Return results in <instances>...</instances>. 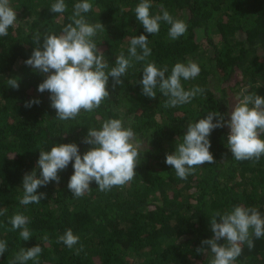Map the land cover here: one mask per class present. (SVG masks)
<instances>
[{
	"label": "trees",
	"instance_id": "obj_1",
	"mask_svg": "<svg viewBox=\"0 0 264 264\" xmlns=\"http://www.w3.org/2000/svg\"><path fill=\"white\" fill-rule=\"evenodd\" d=\"M55 2L10 0L17 22L0 37V210L6 209L0 215V240L7 242L0 264H13L21 248L37 244L43 249L38 264H211L210 248L204 254L196 249L209 247L201 242L213 236L212 215L244 206L257 208L264 217V155L259 161L236 160L227 147V125L209 136L215 163L195 166L187 179L178 178L165 163L166 154L183 141L189 123L209 111L229 113L243 89H247L243 94L264 97V0H151V14L167 10L187 24L185 34L175 40L168 35L171 26L163 21L158 33L144 31L135 17L141 0H89L92 9L82 15L89 24L102 23L105 28L97 30L93 40L104 53L106 71L116 66L121 53L128 57L134 36H148L151 55L146 61H133L121 77L123 84L114 86L109 77L110 96L99 108L91 113L82 110L66 121L56 118L51 94L38 91L45 76L24 63L37 47L33 34H60L72 22L73 6L80 0H65L64 13L50 11ZM42 44L43 36L41 48ZM189 60L201 71L195 79L182 80L183 87L204 89L190 103L166 107L168 98L159 88L154 99L142 94L139 81L146 63L167 65V76L175 63ZM13 77L19 80L18 89L7 84ZM33 99L40 103L26 108ZM108 119H122L140 141V163L132 181L107 191L92 181L89 191L75 197L67 187L73 161L58 173L59 183L51 181L37 189V194H46L39 204L20 203L23 176L34 169L40 175L41 149L75 143L83 156L92 147L83 143L88 129H100ZM17 213L29 218L32 236L27 241L20 237L21 229L12 230L9 223ZM69 228L80 237L72 249L57 242ZM251 238L254 247L242 244L235 264H264V237ZM81 245L83 251L76 254Z\"/></svg>",
	"mask_w": 264,
	"mask_h": 264
},
{
	"label": "clouds",
	"instance_id": "obj_2",
	"mask_svg": "<svg viewBox=\"0 0 264 264\" xmlns=\"http://www.w3.org/2000/svg\"><path fill=\"white\" fill-rule=\"evenodd\" d=\"M74 11L68 23L60 34L43 33L33 34L32 39L37 47L24 63L34 71L45 76L38 85L40 93L46 90L51 94V107L57 112L59 120L75 119L81 111L91 113L99 108L101 103L109 98V77L115 85L123 84L127 70L133 66V61H146L151 55L148 46V36L141 34L134 36L130 41L128 57L121 53L115 60V67L109 71V65L104 59L93 40L97 30L104 29L102 23L89 24L83 13L92 9L89 0H80L74 4ZM151 0H141L135 8V17L143 25L144 31L156 34L160 31V22H166L171 27L168 35L175 40L187 31V24L182 19H174L167 11L155 15L150 13ZM163 9V5L159 6ZM67 10L65 0H56L51 5L53 13H64ZM17 22V12L10 5V0H0V37L8 35L10 26ZM43 36L42 48L40 46ZM139 49V51H138ZM201 71L197 62L189 60L187 63L177 62L168 73V66L158 68L154 61L146 63L143 76L139 83L142 85V94L149 98H156L159 92L167 97L166 107H175L190 103L191 100L204 92L199 86L185 90L182 80L195 79ZM8 86L18 89L19 80L16 77L7 80ZM227 113L230 119L225 120V114L209 111L205 118L195 123H189L183 135V141L175 146V151L166 154L165 163L175 170L180 179H187L195 171V166L205 163H215L210 152L211 141L209 136L214 129L227 125L230 132L227 136V147L236 160L259 161L264 155V97L260 95L243 94ZM38 99L25 103L26 108L39 104ZM214 118L216 122L214 123ZM83 143L92 147L81 156L79 147L75 143L53 144L50 151L40 150L37 171L34 169L23 176L22 187L24 194L20 203L39 204L45 198V193L37 194V189L46 186L49 182L59 183L58 173L73 162L74 173L68 182V189L73 196H83L90 190V183L95 181L101 191L110 190L113 186H123L132 181L136 175V167L140 163V141L133 129L124 126L122 119H108L102 123L100 129H88ZM5 210H0L4 215ZM219 217V222L217 220ZM12 230L21 229L20 237L27 241L32 236L27 227L29 218L22 213L13 215L9 221ZM212 238L205 239L198 247L197 253L204 254L210 248L214 258L211 264H235L242 253L241 245L245 242L249 249L254 247L252 236L256 239L264 237V217L257 208L235 206L223 214L217 212L210 221ZM44 240L48 237L45 235ZM80 237L75 235L71 228L57 238L69 249L78 244ZM224 240L223 244L218 243ZM7 250V242L0 240V255ZM42 247L37 244L31 248H21L16 254L13 264H25L29 260L37 261L42 254ZM83 251V245L76 249V254Z\"/></svg>",
	"mask_w": 264,
	"mask_h": 264
}]
</instances>
